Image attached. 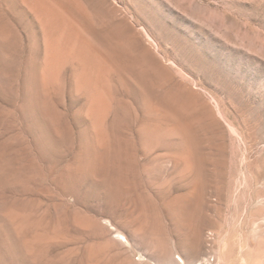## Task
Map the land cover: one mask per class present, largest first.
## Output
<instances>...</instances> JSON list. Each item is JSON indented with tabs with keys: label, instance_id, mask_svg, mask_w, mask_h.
<instances>
[{
	"label": "rangeland",
	"instance_id": "374dc122",
	"mask_svg": "<svg viewBox=\"0 0 264 264\" xmlns=\"http://www.w3.org/2000/svg\"><path fill=\"white\" fill-rule=\"evenodd\" d=\"M0 264H264V0H0Z\"/></svg>",
	"mask_w": 264,
	"mask_h": 264
}]
</instances>
